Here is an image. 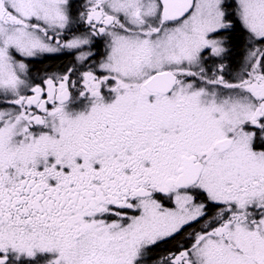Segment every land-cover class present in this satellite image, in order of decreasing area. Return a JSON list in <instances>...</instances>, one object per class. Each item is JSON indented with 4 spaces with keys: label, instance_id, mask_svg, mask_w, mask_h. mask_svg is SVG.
I'll use <instances>...</instances> for the list:
<instances>
[{
    "label": "snow or ice",
    "instance_id": "6c2138e0",
    "mask_svg": "<svg viewBox=\"0 0 264 264\" xmlns=\"http://www.w3.org/2000/svg\"><path fill=\"white\" fill-rule=\"evenodd\" d=\"M0 264H264V0H0Z\"/></svg>",
    "mask_w": 264,
    "mask_h": 264
},
{
    "label": "flooded vegetation",
    "instance_id": "af4514ba",
    "mask_svg": "<svg viewBox=\"0 0 264 264\" xmlns=\"http://www.w3.org/2000/svg\"><path fill=\"white\" fill-rule=\"evenodd\" d=\"M243 47V46H242ZM101 51H102V46H101ZM62 59L65 58V61L62 63H57V64H52L50 60L52 59ZM98 59V57H97ZM241 56L238 60V63L236 67L233 69H227L225 72V78L226 79H231V72H233V76L235 74V71L238 70L239 67V62H240ZM72 60V57L70 55H61L59 57H51L47 59H41L33 64L30 65V70L32 75L35 77L38 74L43 75L44 73H53V72H63L66 70L67 67L70 66V61ZM209 67H211V62H209ZM179 239V238H178Z\"/></svg>",
    "mask_w": 264,
    "mask_h": 264
},
{
    "label": "trees",
    "instance_id": "16d2710c",
    "mask_svg": "<svg viewBox=\"0 0 264 264\" xmlns=\"http://www.w3.org/2000/svg\"><path fill=\"white\" fill-rule=\"evenodd\" d=\"M242 46H243V40L242 39H239V40H237L236 38L233 39V41H232V54L230 57L229 69H233L234 67H236L238 60L240 58V54L242 52V48H243ZM64 61H65V58L50 60V62L52 64L62 63Z\"/></svg>",
    "mask_w": 264,
    "mask_h": 264
},
{
    "label": "rangeland",
    "instance_id": "374dc122",
    "mask_svg": "<svg viewBox=\"0 0 264 264\" xmlns=\"http://www.w3.org/2000/svg\"><path fill=\"white\" fill-rule=\"evenodd\" d=\"M232 76H233V72H231V78H232Z\"/></svg>",
    "mask_w": 264,
    "mask_h": 264
}]
</instances>
